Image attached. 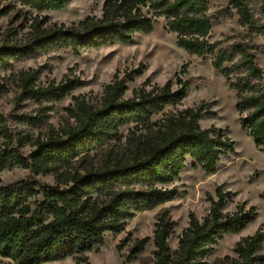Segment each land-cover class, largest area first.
Returning a JSON list of instances; mask_svg holds the SVG:
<instances>
[{
	"label": "trees",
	"instance_id": "obj_1",
	"mask_svg": "<svg viewBox=\"0 0 264 264\" xmlns=\"http://www.w3.org/2000/svg\"><path fill=\"white\" fill-rule=\"evenodd\" d=\"M15 1L43 11L61 9L68 0ZM229 3L236 10L239 23L249 30V37L264 32V0ZM158 18H164L168 30L177 34V44L187 52L197 56L212 54L213 66L228 80L233 73L238 74L230 86L238 92L241 124L257 146H264V70L256 62L253 39L226 47L211 42L209 0H105L101 17H88L70 26L54 23L47 27L45 16L31 24L26 41L0 44V67L54 50L72 49L79 53L126 43L137 33L153 32ZM39 72L28 70L21 76L18 101H61L87 83L78 76H67L43 85L37 83ZM140 73L141 69H136L122 78L115 75L105 86L99 104L75 97L76 103L70 108L74 123L60 132L38 137L31 142L35 149L29 155L20 150L28 139L11 145L13 135L0 113V137L6 139L0 149V172L19 166L36 175L53 174L59 181L57 185L34 179L0 184V256L11 258L16 264H41L67 257L82 264L87 261L86 252L104 245L107 232L120 233L136 212L173 199L177 188L160 185L175 181L189 158L194 160V166L215 173L222 155L234 150V141L219 128L200 126L201 117L213 113L205 110L204 105L187 108L155 128L153 117L169 106L181 104L187 96L189 81L177 75L176 82L170 79L163 86L141 87L132 98H125L127 80ZM41 109L36 115L23 112L16 118L24 124H41L45 115ZM130 124L135 130H143L144 137L153 135L152 139L134 145L128 159L122 155L112 159L108 152L100 167L73 169L76 158L111 145L120 136L121 128ZM39 195L41 199L37 198ZM217 196L202 221L190 214L189 225L174 251L169 238L175 222L166 215L158 218L153 235V264H208L206 259L215 245L225 235L241 231L256 216L253 207L246 210L241 206L232 214L223 212L231 197L223 186L217 188ZM149 240L135 239L125 261L136 259ZM263 242L261 230L243 238L235 247L238 257L231 264H264Z\"/></svg>",
	"mask_w": 264,
	"mask_h": 264
},
{
	"label": "rangeland",
	"instance_id": "obj_2",
	"mask_svg": "<svg viewBox=\"0 0 264 264\" xmlns=\"http://www.w3.org/2000/svg\"><path fill=\"white\" fill-rule=\"evenodd\" d=\"M105 0H68L58 10L38 11L22 5L15 0H1L0 44L21 43L28 39L31 24L48 17L45 26L54 23L70 26L88 17H101ZM230 0H209V13L212 16L213 29L211 42H218L219 47L233 45L236 42L253 39L257 64L264 70V32L249 37V30L239 23L237 12L230 5ZM213 55L197 56L190 54L177 44V34L166 27L164 18H158L151 33H137L126 43H114L80 50H54L46 53L13 61L7 67H0V113L5 117L7 126L13 135L12 146L18 140L28 139L20 150L29 155L35 147L31 144L38 137H45L51 131L60 132L74 123L70 108L76 103L75 97H83L91 104H99L105 86L136 69L132 80H127L125 98H132L134 91L145 87L163 86L168 80H177V75L189 81L186 98L176 106H169L155 115L152 125L159 128L164 121L187 108L204 105L211 114L201 117L199 123L203 129L219 128L223 135L234 141V150L222 155L218 170L207 173L200 166H194L189 158L180 176L172 183L160 185L164 188L176 187L177 195L152 209L138 211L131 217L124 231L107 232L105 243L99 250L84 254L87 258L82 264H153L155 246L153 235L155 224L161 215L175 222L169 245L172 251L179 245V237L189 225L190 214H195L200 221L206 217L216 200L217 188L231 192L230 200L222 209L225 213H234L238 207L246 210L254 208L256 216L247 226L237 233L225 235L214 250L208 255V264H231L237 257L235 247L243 238L264 232V146H257L249 131L241 124V114L237 109V89L230 86L236 82L235 72L228 80L213 66ZM184 65L185 71L183 70ZM226 65L230 66V63ZM40 70L37 83L47 85L50 81H61L67 76H78L87 83L74 89L61 101H37L33 99L18 101L21 92L20 78L28 70ZM177 85L174 84V87ZM43 108V109H41ZM42 110L44 122L38 125L24 124L16 116L23 112L36 115ZM143 130H135L130 124L121 128L120 136L111 145L80 155L73 162V169L84 171L91 167H100L107 159V153L113 159L122 155L128 159L130 150L142 140L152 139L153 135H141ZM145 133V132H144ZM143 133V134H144ZM6 139L0 137V149ZM37 180L46 185H57L53 174H34L30 169L15 167L0 172V184H11L22 180ZM41 199L42 196L37 197ZM149 237L145 250L136 259L125 261L130 246L137 238ZM123 240H126L123 244ZM123 244L119 248V244ZM264 252V242H263ZM0 264H16L11 258L0 256ZM41 264H76L73 257Z\"/></svg>",
	"mask_w": 264,
	"mask_h": 264
}]
</instances>
